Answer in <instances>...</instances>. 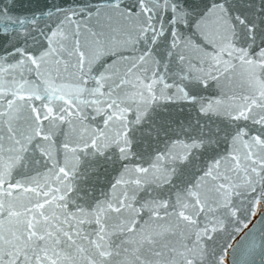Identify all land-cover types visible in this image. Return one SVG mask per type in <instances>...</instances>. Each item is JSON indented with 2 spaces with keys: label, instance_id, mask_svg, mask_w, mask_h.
Masks as SVG:
<instances>
[{
  "label": "snow or ice",
  "instance_id": "obj_1",
  "mask_svg": "<svg viewBox=\"0 0 264 264\" xmlns=\"http://www.w3.org/2000/svg\"><path fill=\"white\" fill-rule=\"evenodd\" d=\"M230 255L264 264V0H0V264Z\"/></svg>",
  "mask_w": 264,
  "mask_h": 264
},
{
  "label": "water",
  "instance_id": "obj_2",
  "mask_svg": "<svg viewBox=\"0 0 264 264\" xmlns=\"http://www.w3.org/2000/svg\"><path fill=\"white\" fill-rule=\"evenodd\" d=\"M258 221H259V217H257V218L252 222V224L249 226V228H251L253 224H257ZM244 232H247V229H245L242 233H240L239 235L236 236V238H237L236 240H237V241H239L240 238H241V236L244 235ZM229 264H231V255L229 256Z\"/></svg>",
  "mask_w": 264,
  "mask_h": 264
},
{
  "label": "flooded vegetation",
  "instance_id": "obj_3",
  "mask_svg": "<svg viewBox=\"0 0 264 264\" xmlns=\"http://www.w3.org/2000/svg\"><path fill=\"white\" fill-rule=\"evenodd\" d=\"M255 219H256V218H254V219L251 221V223H249V226L252 224V222H253ZM244 230H245V229H244ZM244 230H243V231H244ZM243 231H242V232H243ZM242 232H241V233H242ZM236 239H237V238H236ZM257 264H259V257L257 258Z\"/></svg>",
  "mask_w": 264,
  "mask_h": 264
}]
</instances>
